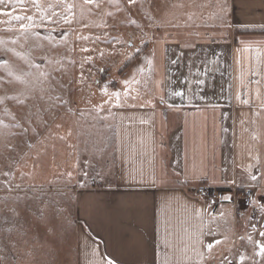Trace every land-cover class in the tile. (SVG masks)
I'll return each instance as SVG.
<instances>
[{"label":"crops","instance_id":"crops-1","mask_svg":"<svg viewBox=\"0 0 264 264\" xmlns=\"http://www.w3.org/2000/svg\"><path fill=\"white\" fill-rule=\"evenodd\" d=\"M227 3L221 27L129 57L149 52L154 89L113 107L109 158L72 151L26 212L0 199V264H264V0Z\"/></svg>","mask_w":264,"mask_h":264},{"label":"rangeland","instance_id":"rangeland-1","mask_svg":"<svg viewBox=\"0 0 264 264\" xmlns=\"http://www.w3.org/2000/svg\"><path fill=\"white\" fill-rule=\"evenodd\" d=\"M227 1L25 0L13 9L15 0H5L0 11L32 21L0 15L1 202L26 212L31 197L55 196L72 151L109 158L113 107L149 102L154 89L148 51L120 72L123 63L145 42L221 27ZM22 23L31 27L21 31ZM29 207L40 208L34 200ZM256 255L252 262L264 259Z\"/></svg>","mask_w":264,"mask_h":264},{"label":"snow or ice","instance_id":"snow-or-ice-1","mask_svg":"<svg viewBox=\"0 0 264 264\" xmlns=\"http://www.w3.org/2000/svg\"><path fill=\"white\" fill-rule=\"evenodd\" d=\"M5 0H0V5L4 4ZM25 2V0H15V3L13 4V9L15 8V5L16 4H19V5H23ZM33 3L36 2V0H32ZM91 0H85V3H90ZM130 3L134 2V0H129ZM0 15H8V16H11L12 19L14 20H17V21H23L25 19H27L28 21H32V17H24V16H21V15H12L11 12H3V11H0ZM10 22V21H9ZM31 27V23L29 24H21L20 25V28H21V31H27L29 28ZM150 63V62H149ZM141 71H143V69H141ZM131 83H133V81H125V84L126 85H131ZM117 98V101H119V97H120V93H115L114 94ZM125 95H127V92L125 93ZM176 95H182V93H176ZM253 179H256L255 176H253ZM261 236H264V232H261L260 233ZM214 243L218 244L220 243V241H215ZM214 247V244L213 243H210L207 245V248L209 249V251ZM260 255L264 256V245H261L260 247ZM108 264H113V262L111 260H108Z\"/></svg>","mask_w":264,"mask_h":264},{"label":"built area","instance_id":"built-area-1","mask_svg":"<svg viewBox=\"0 0 264 264\" xmlns=\"http://www.w3.org/2000/svg\"><path fill=\"white\" fill-rule=\"evenodd\" d=\"M193 195L199 199H205L212 202L219 200L220 192L217 189H210L208 187H198L194 190ZM242 200L248 207L252 206V200L254 197V192L251 190H246L242 192Z\"/></svg>","mask_w":264,"mask_h":264},{"label":"trees","instance_id":"trees-1","mask_svg":"<svg viewBox=\"0 0 264 264\" xmlns=\"http://www.w3.org/2000/svg\"><path fill=\"white\" fill-rule=\"evenodd\" d=\"M137 54H138V52H134L133 55L131 56V58H133V57L136 56ZM129 62H130V59L126 60V61L123 63V65H122V67H121V69H120V72H123L124 68H126V67L128 66ZM101 78H103V77H101Z\"/></svg>","mask_w":264,"mask_h":264}]
</instances>
